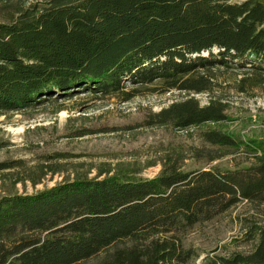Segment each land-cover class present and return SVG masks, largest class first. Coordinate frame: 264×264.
Segmentation results:
<instances>
[{"label": "trees", "instance_id": "1", "mask_svg": "<svg viewBox=\"0 0 264 264\" xmlns=\"http://www.w3.org/2000/svg\"><path fill=\"white\" fill-rule=\"evenodd\" d=\"M247 63L264 71L258 0H0V114L35 109L55 95L111 96L155 83L183 81L180 89L200 93L207 88L186 77ZM223 107L187 96L146 125L200 128L218 150L248 152L250 167L182 172L164 162L152 178L104 168L93 178L2 195L0 264H78L101 253L94 264H186L187 251L150 235L209 221L242 200L264 203V142L225 133ZM14 167L0 163V171ZM256 233L251 252L209 264H264V227Z\"/></svg>", "mask_w": 264, "mask_h": 264}, {"label": "rangeland", "instance_id": "2", "mask_svg": "<svg viewBox=\"0 0 264 264\" xmlns=\"http://www.w3.org/2000/svg\"><path fill=\"white\" fill-rule=\"evenodd\" d=\"M241 66L199 69L186 77L195 89L207 88L200 93L180 89L183 81L171 87L155 83L111 96L55 95L35 109L0 114V163L18 165L0 171V196L36 193L76 176L93 178L104 168L129 167L139 177L152 178L164 162L182 172L250 167L254 158L248 152L218 150L203 141L200 128L146 125L153 114L187 96L201 106L211 98L224 106L225 133L264 142V71L256 74L250 63ZM258 227H264V203L242 200L180 232L149 234V241L168 239L189 253L186 264H209L215 256L251 252ZM103 255L78 264H94Z\"/></svg>", "mask_w": 264, "mask_h": 264}, {"label": "bare ground", "instance_id": "3", "mask_svg": "<svg viewBox=\"0 0 264 264\" xmlns=\"http://www.w3.org/2000/svg\"><path fill=\"white\" fill-rule=\"evenodd\" d=\"M216 52V51H215Z\"/></svg>", "mask_w": 264, "mask_h": 264}]
</instances>
